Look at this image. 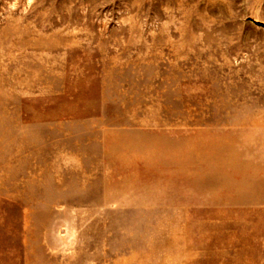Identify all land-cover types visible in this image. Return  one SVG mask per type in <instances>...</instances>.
I'll list each match as a JSON object with an SVG mask.
<instances>
[{
  "label": "rangeland",
  "instance_id": "rangeland-1",
  "mask_svg": "<svg viewBox=\"0 0 264 264\" xmlns=\"http://www.w3.org/2000/svg\"><path fill=\"white\" fill-rule=\"evenodd\" d=\"M0 264H264V0H0Z\"/></svg>",
  "mask_w": 264,
  "mask_h": 264
}]
</instances>
